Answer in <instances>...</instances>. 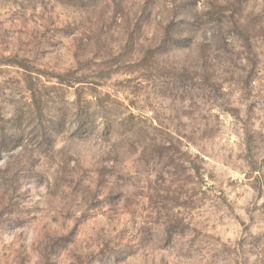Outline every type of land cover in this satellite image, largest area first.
<instances>
[{
    "label": "rangeland",
    "instance_id": "rangeland-1",
    "mask_svg": "<svg viewBox=\"0 0 264 264\" xmlns=\"http://www.w3.org/2000/svg\"><path fill=\"white\" fill-rule=\"evenodd\" d=\"M0 264H264V0H0Z\"/></svg>",
    "mask_w": 264,
    "mask_h": 264
}]
</instances>
